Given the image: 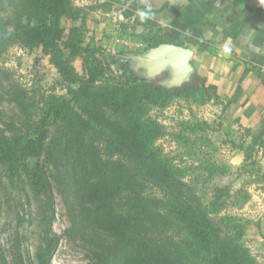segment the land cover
<instances>
[{"label":"trees","instance_id":"obj_1","mask_svg":"<svg viewBox=\"0 0 264 264\" xmlns=\"http://www.w3.org/2000/svg\"><path fill=\"white\" fill-rule=\"evenodd\" d=\"M81 12L72 0H0V52L14 42L40 47L71 95L67 99L53 93L35 100L25 96L24 90L21 94L11 91L21 108L22 128L18 133H0V167L10 181L20 175V169L25 171L35 194L50 207V174L65 154L64 190L72 201L86 204L82 224L86 229L92 225L93 236L101 232L119 244L116 247L102 236L91 240V252L99 256L96 261L101 264L109 263L117 248L124 264H171L166 256L173 240L168 226L173 225L178 231V264H257L242 240L245 225L235 216L219 215L218 211L211 216L208 210L217 206L216 201L199 211L186 203L193 197L192 188L179 180L170 159L154 147L159 124L147 115L138 88L126 90L98 82L105 73L101 48L84 46L77 26L69 29V55L64 56L59 45L60 21L76 18ZM140 37L149 41V47L171 42L160 32ZM77 56L82 61L81 75L71 64ZM142 87L149 100L164 102L171 96L160 88ZM104 105L117 118L106 116ZM64 130L68 131L61 136ZM31 157L36 161L28 166ZM132 160L137 167L156 171L163 196L150 198L142 193L146 178H139L130 166ZM127 191L130 195H125ZM76 231L84 232L77 225ZM99 251H104L102 256Z\"/></svg>","mask_w":264,"mask_h":264},{"label":"rangeland","instance_id":"obj_2","mask_svg":"<svg viewBox=\"0 0 264 264\" xmlns=\"http://www.w3.org/2000/svg\"><path fill=\"white\" fill-rule=\"evenodd\" d=\"M72 1L82 12L76 18L63 17L60 21L63 34L59 45L64 56L69 55L66 47L69 29L77 26L84 46L101 48L99 56L105 73L98 82L111 83L126 90L138 88L139 97L147 105V115L159 124L154 147L170 159L179 180L192 188L193 197L186 199V203H191L199 211L216 201L217 206L208 210L210 215L218 211L219 215H233L244 224L243 243L257 264H264V230L255 226L254 202L248 199L247 193L255 191L257 177H252L256 175L257 158L251 150L247 153L250 155L242 160L239 145L232 141V133L222 121L225 104L217 97L209 96L205 81L194 76H189L180 85L167 86L164 81L169 76L168 71L147 79L136 67V57L150 48L149 41L140 36L163 32L169 23L164 14L174 5V0ZM140 11L148 13L146 19L141 20ZM71 64L79 75L83 73L80 57H74ZM143 85L160 88L171 96L164 102L149 100L144 96L147 93L143 91ZM70 86L76 88L77 84ZM22 90L25 96L35 100L53 93L67 99L71 97L49 55L40 47L14 42L0 52V133H18L22 128L21 108L11 92L21 94ZM102 110L106 116L117 118L110 107L104 105ZM66 160L62 154L58 169L51 171L49 182L53 204L50 207L35 194L25 171L20 169V175L10 181L11 177L0 167V264H101L96 261L99 256L91 252V240L102 236L119 246L112 237L101 232L93 236L92 225L86 229L82 224L87 206L72 201L71 195L68 197L64 190L63 176L68 169ZM35 161L31 157L27 165L31 166ZM130 166L139 178H146L143 194L152 196L150 198L164 195L154 177L156 171L137 167L133 160ZM125 195L130 193L127 191ZM148 205L151 206L149 202ZM76 225L84 232L76 231ZM155 227L163 231L162 226L155 224ZM168 227V236L173 240L166 257L171 264H178V231L175 225ZM118 249L110 255L107 264H124L123 258L118 257L121 256ZM99 252L100 256L104 253Z\"/></svg>","mask_w":264,"mask_h":264},{"label":"crops","instance_id":"obj_3","mask_svg":"<svg viewBox=\"0 0 264 264\" xmlns=\"http://www.w3.org/2000/svg\"><path fill=\"white\" fill-rule=\"evenodd\" d=\"M173 2L162 35L192 49L189 76L225 104L222 121L242 160L254 151L256 186L247 193L264 230V0Z\"/></svg>","mask_w":264,"mask_h":264},{"label":"water","instance_id":"obj_4","mask_svg":"<svg viewBox=\"0 0 264 264\" xmlns=\"http://www.w3.org/2000/svg\"><path fill=\"white\" fill-rule=\"evenodd\" d=\"M192 54L190 47L173 42H162L138 55L136 67L141 69L142 77L147 79H154L164 71H168L169 76L164 84L177 86L189 78Z\"/></svg>","mask_w":264,"mask_h":264},{"label":"clouds","instance_id":"obj_5","mask_svg":"<svg viewBox=\"0 0 264 264\" xmlns=\"http://www.w3.org/2000/svg\"><path fill=\"white\" fill-rule=\"evenodd\" d=\"M138 15H139V17L141 18V20H144V19L147 18L148 13H147V12H144V11H140V12L138 13ZM224 51H225V52H228L229 49H228L227 47H225Z\"/></svg>","mask_w":264,"mask_h":264}]
</instances>
